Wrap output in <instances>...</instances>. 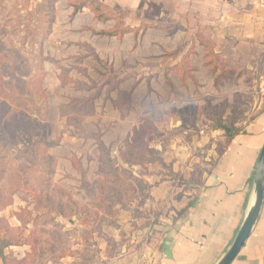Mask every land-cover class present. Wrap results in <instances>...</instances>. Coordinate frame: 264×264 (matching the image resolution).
<instances>
[{
    "label": "rangeland",
    "instance_id": "rangeland-1",
    "mask_svg": "<svg viewBox=\"0 0 264 264\" xmlns=\"http://www.w3.org/2000/svg\"><path fill=\"white\" fill-rule=\"evenodd\" d=\"M145 1V4L132 3L127 4V7L113 10L123 15L126 28H138L141 24H157L165 28L176 26L181 30L173 33L172 28L148 29L141 31L137 36L131 33L133 37L127 41H124L125 37L116 38L118 41H109L111 37L103 36L101 33L113 29L115 22L104 23L97 20L103 26L109 23L110 25H107L108 30L96 31L89 27L91 19L88 16L72 18L73 9L69 7L67 0H60L55 5V13L52 15L49 13L48 0H6L3 5L7 12L0 16V22L8 32L4 33L0 29V48H4V51L19 52L29 60L31 65L29 74L34 79L31 88L35 99V103L27 102L26 107L21 108L15 103L8 102L9 108L4 117L7 120L12 116V119L7 123L9 129L5 123L0 129V164L4 167L5 174L8 175L13 167L24 161L22 154L27 153L32 144L46 141L52 145L48 149V154L55 159V174L51 178L52 194L65 202L67 210L91 208L88 192L95 195L103 192L112 178L102 172L96 141L86 140V137L100 136L111 157L118 161L119 170L126 169L143 181L140 184L122 178V185L115 186V192L127 205V209L124 210L120 209L121 204L115 205L116 210L120 209L118 214L108 215L102 210L95 209L99 217L90 225H82L76 217L72 219L56 217V222L67 235L65 248L82 263L90 262L99 256L102 252L100 242L104 244L108 242L107 247H110L109 252L113 256L121 252L122 243L140 248L145 239L154 237L156 231L154 227L164 223L165 213L170 214L169 211L162 212L164 207L159 206L161 203L186 204L187 198L191 199L197 194L198 181L195 175L202 168V163H206L202 159L213 153L219 155L218 148L226 141L225 133L214 129L213 122L207 117L208 114L213 112L219 114L226 110L225 119L235 117L238 126L245 129L256 117L259 108L264 109V49L256 53L258 61L254 66L252 61L251 69L216 53L217 41L208 28L217 24L218 10L223 13L225 1L186 0L190 6L185 17L189 16L190 19L181 21H178L171 11L175 8L173 0ZM202 2L205 4L202 5ZM40 5L45 8L40 9ZM252 6L253 2L249 3V0H240L233 4L239 13L250 10ZM162 7H165L167 12L166 18L157 19ZM200 8H204V12L199 11ZM190 11L202 19L195 22ZM211 17L215 19H211L210 22L206 20ZM52 18H55V23L51 26L52 33L43 42ZM203 24L208 25L204 27ZM192 30L194 33L190 32ZM192 34H195L194 41L199 43L202 54H197L195 46L188 47L193 38ZM200 37L204 44L208 41L212 43L214 52L228 66L226 75H220L219 70L213 73L211 67L206 65L208 59ZM93 54H96L99 60ZM177 57H183L182 61L188 57L190 67L194 70L193 76L197 80L196 86L189 81L183 84L170 67ZM203 62L207 74L201 72ZM244 71L246 73L243 78L237 80V75ZM196 73H199L198 76L205 85H201ZM146 79L150 81L155 79V87L158 90L162 82H165L168 91L163 98L159 97L157 103L145 99L147 103L144 104L143 114L139 117V111L133 108L132 94ZM126 81H129L124 85L126 90L134 83L129 92L122 93L121 86ZM150 81L140 87L137 94L139 98L143 95L146 98L155 93ZM116 85L118 89L111 93L109 99L108 92ZM187 86L190 90L188 92L184 89ZM201 87L204 90H200ZM112 95L115 96V101ZM235 95L239 96L240 102L236 107ZM95 96L98 97L94 101L83 102ZM174 98H181L183 101H172ZM112 109L122 116L127 113L130 115L127 127L129 134H120L116 139H111V136L108 138L107 131L110 129L106 130L109 122H113L106 118ZM23 116H26L34 126L27 124ZM144 118L151 119L157 130V133L146 138L154 154H146L145 158L160 160L161 153L154 147L166 145L164 151H169L168 148L173 145L171 159H179L182 152L186 153L189 156L188 162L185 164L184 159L181 160L180 167L184 172H188L187 168L189 172H194L185 178V173L180 172L177 176L171 167L166 166L165 176L169 177L171 182L169 186L177 190L173 191V194L178 193L167 199L155 200L150 197L151 189L160 185L164 179L145 181V177L155 173L149 171L151 168L149 164L143 167H129L122 161L125 140L132 135V128H138ZM39 122L42 123L41 128L35 126ZM210 159L212 163L213 157ZM6 181L7 176L3 185H6ZM185 194L188 197L183 200ZM66 195H69L77 205L69 204ZM33 206L27 195L17 193L13 197V204L5 208L0 217L6 219L12 227H19L21 224L17 215L22 214L23 210L33 211ZM179 213L176 209V215H172L169 220L173 221ZM23 218L30 222V218L25 216ZM139 224L145 227L146 231L139 233ZM30 229L31 223L28 225V230ZM4 235L5 231L0 230V243L6 242ZM77 245H80L81 249L77 250ZM12 248L7 249L5 253L12 254L15 258ZM47 260L48 256L44 264H48ZM0 264H3L1 259ZM59 264H63L62 261Z\"/></svg>",
    "mask_w": 264,
    "mask_h": 264
},
{
    "label": "crops",
    "instance_id": "crops-1",
    "mask_svg": "<svg viewBox=\"0 0 264 264\" xmlns=\"http://www.w3.org/2000/svg\"><path fill=\"white\" fill-rule=\"evenodd\" d=\"M100 1L115 10L121 7H127V4H135L138 2L141 4L146 3L145 0ZM173 1L175 2V8L174 11H171L175 15V18L178 21L190 19L189 16L185 17L188 14V6H190V4H188L186 0ZM223 1H225L223 2L225 6L222 7L224 11L220 13V10H218L219 12L216 18L217 24L212 28L211 26L208 28L212 37H215L217 41L216 53L222 55L223 58H229L230 61L251 69L252 61L253 66L254 63L258 61L256 53L264 49V0H249V3L253 2V6L250 10H246L243 13H239L233 7V4L240 2V0ZM165 4L166 2H164V6L166 7ZM201 4L204 5L205 3L202 2ZM165 7L161 8L162 12L157 19H163L166 16L167 12H165ZM183 8H185V10ZM186 10L187 12H184ZM204 10V8L199 9V11L202 12H204ZM191 13L195 22L197 19H202V17L196 16L195 12L192 11ZM82 16H88L91 19V25H89V27L94 28L96 31L109 29L107 25H110V23L104 26L101 25L102 23L99 24L100 22L95 20L94 15L88 9L79 13L75 19ZM195 17L197 18L195 19ZM211 19H215V17L207 18L206 20L210 22ZM206 25L208 24H203L204 27ZM184 26L187 27V25ZM190 32L194 33L193 30ZM192 35L193 38L188 47L195 46L197 54H202L203 51L200 50L201 47L199 48V43H195L194 41L195 34ZM130 37H133V35L129 34L125 36L124 41L130 39ZM109 41L118 40L116 38H111ZM93 47H96V45H93ZM182 58L183 57H177L170 67L174 68L180 64ZM202 64L203 67H200L202 70L201 72L207 74L208 71L204 68V62ZM192 66H194L193 57ZM198 74L199 73H196V77L201 85H205ZM149 81V79L142 81L132 94L133 108L139 111V117L143 114V107L144 104L147 103L146 101L157 103L159 102V97L163 98L168 91V86H166L165 82H162L161 88L158 90L157 87H155L156 80L153 79L150 81V84L155 93H152L146 98L144 95L139 98L137 94L140 87H142L145 82L149 83ZM128 83L129 81H126L121 86L122 93H127L131 90L134 82L131 83L129 89H124V85ZM188 87L189 86L184 88L187 92L190 91ZM200 90H204V88L201 87ZM112 99L114 101L116 100L114 95H112ZM145 99L147 100L145 101ZM172 101H183V99L174 98ZM127 114H125L127 116H122L117 113L116 110H109V114L106 118L113 122H109V125H107L106 130H108V128L110 129L107 131L108 138L111 136V139H116L120 134H129L130 131L127 130V127L130 115L129 113ZM104 140H106L105 137ZM263 147L264 109L259 108L253 121L232 140L222 156L213 153L202 159L206 163H202V168H200L195 175V179L198 181L197 194L191 199L187 198L188 195L185 194L183 198V200L187 198L188 203L176 205L161 203L159 205L160 207H164L162 210L163 213L169 211L170 214L166 215L167 213H165L163 217L164 223L154 227L156 229L154 237L147 238L145 241L141 239V241L144 242L139 246L140 248L129 247L122 243L121 252L117 256L110 255V247H107L108 242L105 244L100 242V250H102V252L90 262L82 263L78 257H69L62 260V263L216 264L230 247L254 201V176ZM165 148L166 145L162 144L154 147L156 151L161 153V161L150 164L151 168L149 171H154L155 173L150 177L144 178L145 181H151L152 179L160 181L164 179V181H161L162 183L160 185L151 189L149 195L155 200L167 199L173 194V191H177L174 187L169 186L171 182L169 181V177L165 176L166 166L171 167L173 173H185V178L194 173L189 172L188 168V172H184L180 167L181 160L184 159L183 161L185 164L188 162L189 156H187L186 153L182 152V156L179 155V159H171L173 145L168 148L169 151H164ZM214 149L216 148L214 147ZM211 157H213L212 163ZM177 194V192H174L173 195ZM171 201L172 199H170V202ZM176 209L179 210V215H177L173 221L169 220L172 215H176ZM129 226L130 224H128L127 228H129ZM138 229L139 233H143L144 230L146 231L145 227H142L140 224ZM97 241H99L98 238ZM138 243L139 242H137V244ZM80 247V245H77V250L81 249ZM11 250L14 252V256L17 259H26L30 253L28 247H16ZM233 264H264V206L253 234Z\"/></svg>",
    "mask_w": 264,
    "mask_h": 264
},
{
    "label": "trees",
    "instance_id": "trees-1",
    "mask_svg": "<svg viewBox=\"0 0 264 264\" xmlns=\"http://www.w3.org/2000/svg\"><path fill=\"white\" fill-rule=\"evenodd\" d=\"M6 0H0V16L7 12V8L3 5ZM60 0H48L49 13H55V5ZM69 7L73 9L72 18L76 17L83 10L88 9L93 14L96 20L107 23L115 22V27L109 31L102 32L101 35L111 38L123 39L128 34L139 35L141 31L148 29H171L173 33L181 30L179 27L166 26L161 27L157 24H141L138 28H126L124 17L119 12L111 9L104 2L100 0H67ZM40 9L45 6L40 5ZM4 19V18H3ZM55 23V18L49 22L47 32L43 38V42L52 33L51 26ZM0 29L4 33V26L0 22ZM201 41H202V37ZM205 50V56L208 61L206 65L211 67L213 73L220 71V75H226L227 67L220 57L214 52V47L210 41L206 44L202 41ZM94 57L99 60L96 54ZM235 67V66H234ZM31 65L29 60L19 52L14 50L4 51L0 48V129L3 123L9 129L7 123L12 119V116L5 120L8 102L17 104V107H26L27 102L35 103L34 91L31 85L34 79L31 78L29 70ZM175 73L179 76L181 82L186 84L188 81L193 85H197V80L193 76L194 70L190 67L188 57L173 68ZM240 69V68H239ZM243 71V70H241ZM244 73L237 75V80L243 78ZM31 78V79H30ZM30 79V80H29ZM219 78L217 77V82ZM118 89V85L111 88L108 92L110 99L111 93ZM98 96L90 97L84 100V103L92 102ZM238 95H235V107L240 105ZM242 105V104H241ZM226 110L217 114L215 112L208 114V119L213 122L215 130L223 131L226 136V141L219 147L218 154L222 156L225 153L228 145L232 140L240 134L244 128L239 127L236 118L230 117L225 119ZM23 120L31 124L30 120L23 116ZM38 128L42 127L39 122L35 125ZM157 133L151 119H142L138 128L133 129L132 135L124 142L125 151L121 154L123 164L129 167L139 166L143 167L145 164H153L160 162L157 158L146 159V154H154L149 147L146 140L148 135ZM41 135V134H39ZM87 139L96 141L99 152L100 162L102 164V172L111 176V180L107 184L105 190L98 194L88 192L90 198V207L79 211L67 210L65 202L59 197L52 194V177L55 174V159L48 154V149L52 146L46 141H39L32 144L27 153H23L24 161L16 167L11 169V172L6 175L4 167L0 164V213L7 207L13 204V197L17 193H23L28 196L33 202V211L23 210L22 214L17 215L21 226L12 227L9 222L0 217V230L5 231L4 239L6 242L0 243V259L3 264H44L48 256V264H59L67 257H75L68 249L65 248V241L67 240L63 228L56 222V217L73 218L76 217L82 225H90L98 220V212L102 210L108 215L118 214L120 209H127V205L122 197L115 192L116 185H122L123 179L129 181H136L140 184L143 181L133 175L132 172L118 168V161L111 157L109 149L102 142L100 136H90ZM7 176L6 185H3L5 177ZM178 176V174H177ZM66 198L72 206L77 205L69 195ZM121 204L120 209H115L114 206ZM96 209V210H95ZM35 214V215H34ZM23 216L30 218V222L23 218ZM32 224V229L28 230V225ZM51 227V228H50ZM28 232V234H26ZM30 247L31 253L26 259H15L12 254H6L5 251L12 247Z\"/></svg>",
    "mask_w": 264,
    "mask_h": 264
},
{
    "label": "water",
    "instance_id": "water-1",
    "mask_svg": "<svg viewBox=\"0 0 264 264\" xmlns=\"http://www.w3.org/2000/svg\"><path fill=\"white\" fill-rule=\"evenodd\" d=\"M254 188V201L230 247L216 264H233L253 234L261 217L264 206V147L256 165Z\"/></svg>",
    "mask_w": 264,
    "mask_h": 264
}]
</instances>
